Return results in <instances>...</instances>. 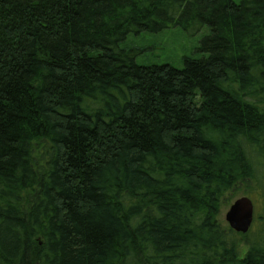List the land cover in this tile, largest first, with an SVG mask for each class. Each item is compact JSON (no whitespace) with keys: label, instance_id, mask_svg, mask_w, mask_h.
Instances as JSON below:
<instances>
[{"label":"trees","instance_id":"16d2710c","mask_svg":"<svg viewBox=\"0 0 264 264\" xmlns=\"http://www.w3.org/2000/svg\"><path fill=\"white\" fill-rule=\"evenodd\" d=\"M170 29L182 66L136 44ZM245 182L264 0H0V264H264V191L243 257L219 220Z\"/></svg>","mask_w":264,"mask_h":264},{"label":"rangeland","instance_id":"374dc122","mask_svg":"<svg viewBox=\"0 0 264 264\" xmlns=\"http://www.w3.org/2000/svg\"><path fill=\"white\" fill-rule=\"evenodd\" d=\"M187 33H184L180 29H170L164 33L158 35V37L143 35L136 40L137 46H159L155 52L156 57H159L161 61H169L175 66H182V56L188 53L194 46L195 38L191 37ZM195 51V50H194ZM151 54V53H149ZM263 189L258 185L251 183H243L236 186L234 189L226 193L223 198L219 220L225 228H230L228 221L226 220V213L231 205L239 198L247 196L253 200L254 203V225L252 226L250 239L253 240L261 230V223L258 220L260 214L263 213ZM238 234L237 250L238 255L243 257L249 249L246 242L245 234Z\"/></svg>","mask_w":264,"mask_h":264},{"label":"water","instance_id":"95a60500","mask_svg":"<svg viewBox=\"0 0 264 264\" xmlns=\"http://www.w3.org/2000/svg\"><path fill=\"white\" fill-rule=\"evenodd\" d=\"M230 227L241 233H247L254 221V203L247 196L237 199L226 213Z\"/></svg>","mask_w":264,"mask_h":264}]
</instances>
